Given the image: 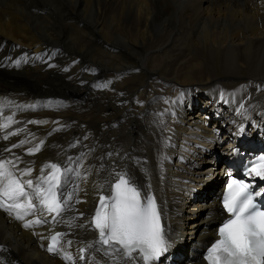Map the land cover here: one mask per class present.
<instances>
[{"label":"bare ground","instance_id":"1","mask_svg":"<svg viewBox=\"0 0 264 264\" xmlns=\"http://www.w3.org/2000/svg\"><path fill=\"white\" fill-rule=\"evenodd\" d=\"M246 137L264 147V0H0V161L34 184L60 165L72 194L53 255V227L24 226L42 218L35 197L23 220L0 207V264H76L82 244L92 262L106 257L92 215L120 175L155 198L167 244L179 239L153 264H205L224 217L220 168Z\"/></svg>","mask_w":264,"mask_h":264},{"label":"snow or ice","instance_id":"2","mask_svg":"<svg viewBox=\"0 0 264 264\" xmlns=\"http://www.w3.org/2000/svg\"><path fill=\"white\" fill-rule=\"evenodd\" d=\"M19 63L20 61H16L17 65ZM11 122L12 118L8 117L3 127L8 128ZM39 151L38 144L29 149V154ZM6 164L14 166V162L0 161V207L9 211L17 210L16 219L23 220L26 215L36 210L33 203L35 197L39 201L41 213L51 215L55 222L56 217L72 199V194L61 199L62 193L59 192L66 173L70 170H62L57 164L46 165L50 171L45 176L42 169L41 176L34 184L32 179L21 180L15 176ZM32 171L31 168L26 169L21 176H30ZM248 174L264 179V157L251 166ZM227 187L223 207L230 218L218 229L220 238L208 248L205 260L207 264H264V205H258L255 199L264 194L254 193L249 183L236 179L231 180ZM26 188L31 189L34 195L29 194ZM5 201L12 203L7 204ZM21 209L23 212L19 211ZM46 222L38 217L24 226L28 228L33 223ZM92 223L99 233L98 242L101 245L113 248L119 246L129 257L137 252L143 264H153L167 251V241L154 199L143 203L140 192L123 175L112 185L110 196H100ZM62 236V233L51 236L47 249L49 252L60 251L58 245ZM85 251L86 249H80L81 260L85 258ZM64 259L72 261L73 258L70 253L65 252Z\"/></svg>","mask_w":264,"mask_h":264},{"label":"rangeland","instance_id":"3","mask_svg":"<svg viewBox=\"0 0 264 264\" xmlns=\"http://www.w3.org/2000/svg\"><path fill=\"white\" fill-rule=\"evenodd\" d=\"M91 46H93L92 44H91ZM57 47H59V48H63V46H57ZM86 53L89 55L90 54V56H94L93 58H95V59H97V60H101V57H99L98 55H99V52L97 51V50H89V48H88V46L86 47ZM89 50V51H88ZM65 51V49L63 48V52ZM66 52V51H65ZM98 57V58H97ZM81 61H83L82 59H80ZM94 67V65L92 64V63H90V65H89V68H93Z\"/></svg>","mask_w":264,"mask_h":264}]
</instances>
